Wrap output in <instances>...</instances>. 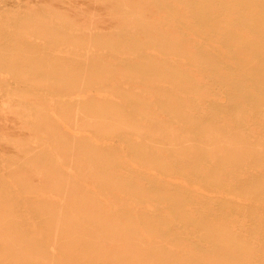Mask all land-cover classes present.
I'll use <instances>...</instances> for the list:
<instances>
[{
	"label": "rangeland",
	"instance_id": "obj_1",
	"mask_svg": "<svg viewBox=\"0 0 264 264\" xmlns=\"http://www.w3.org/2000/svg\"><path fill=\"white\" fill-rule=\"evenodd\" d=\"M0 264H264V0H0Z\"/></svg>",
	"mask_w": 264,
	"mask_h": 264
},
{
	"label": "bare ground",
	"instance_id": "obj_2",
	"mask_svg": "<svg viewBox=\"0 0 264 264\" xmlns=\"http://www.w3.org/2000/svg\"><path fill=\"white\" fill-rule=\"evenodd\" d=\"M212 10V9H211ZM252 14H253V12H252ZM234 27V26H233ZM257 33V32H256ZM188 35V34H187ZM199 44V43H198ZM208 46V45H207ZM152 52V51H151ZM222 60V59H221ZM205 73V72H204ZM216 85V84H215ZM213 86H214V84H213ZM210 87V86H209ZM208 87V88H209ZM212 87V86H211ZM226 88V87H225ZM216 90V89H215ZM227 90V89H226ZM220 102V101H219ZM75 132V131H74ZM71 169V168H70ZM150 173V172H149ZM232 175V174H231ZM141 176H142V174H141ZM170 178V177H169ZM172 179V178H171ZM184 182V181H183ZM196 193V192H195ZM205 193V192H204ZM195 198V197H194ZM146 207H148V206H146ZM199 243V242H198ZM200 244V243H199ZM56 252V251H55Z\"/></svg>",
	"mask_w": 264,
	"mask_h": 264
}]
</instances>
